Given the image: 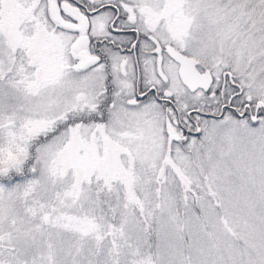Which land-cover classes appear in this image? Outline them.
Here are the masks:
<instances>
[{
  "label": "snow or ice",
  "instance_id": "obj_1",
  "mask_svg": "<svg viewBox=\"0 0 264 264\" xmlns=\"http://www.w3.org/2000/svg\"><path fill=\"white\" fill-rule=\"evenodd\" d=\"M0 264H264V0H0Z\"/></svg>",
  "mask_w": 264,
  "mask_h": 264
}]
</instances>
